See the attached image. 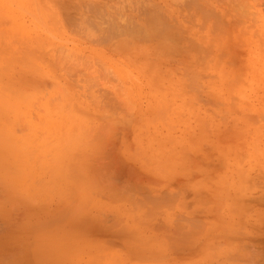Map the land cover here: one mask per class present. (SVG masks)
Wrapping results in <instances>:
<instances>
[{"label":"rangeland","instance_id":"1","mask_svg":"<svg viewBox=\"0 0 264 264\" xmlns=\"http://www.w3.org/2000/svg\"><path fill=\"white\" fill-rule=\"evenodd\" d=\"M1 101L0 264H264V0H0Z\"/></svg>","mask_w":264,"mask_h":264},{"label":"bare ground","instance_id":"2","mask_svg":"<svg viewBox=\"0 0 264 264\" xmlns=\"http://www.w3.org/2000/svg\"><path fill=\"white\" fill-rule=\"evenodd\" d=\"M70 3H71V2H70ZM74 4H75V3H74ZM83 5H84V4H83ZM75 6H76V5H75ZM101 6H102V5H101ZM80 7H81V6H80ZM95 7H96V6H95ZM96 8H97V7H96ZM78 9H80V8H78ZM78 9H77V10H78ZM102 10H103V9H102ZM95 11H96V10H95ZM98 11H100V10H98ZM76 13H77V12H76ZM70 16H71V15H70ZM81 16H82V15H81ZM71 17H72V16H71ZM75 17H76V16H75ZM85 17H86V16H85ZM154 17H155V16H153V18H151V19H153V20H151V21H153V22H154V19H156V18H154ZM82 18H83V17H82ZM64 19H65V18H64ZM87 19H89V18H87ZM113 20H114V19H113ZM149 20H150V18H149ZM151 21H149V22H151ZM155 21H156V20H155ZM76 22H77V21H76ZM76 22H75V23H76ZM82 22H83V21H82ZM67 24H68V23H67ZM148 24H149V23H148ZM151 24H152V23H151ZM151 24H150V25H151ZM72 25H73V24H72ZM113 25H114V24H113ZM67 26H68V25H67ZM153 26H154V25H153ZM69 27H70V26H69ZM58 28H59V27H58ZM152 28H154V27H152ZM156 28H157V27H156ZM110 29H111V28H110ZM157 29H158V28H157ZM116 30H117V29H116ZM116 30H115V31H116ZM119 30H120V29H119ZM119 30H118V31H119ZM154 30H155V29H154ZM112 31H113V30H112ZM115 31H114V32H115ZM118 31H116V32L118 33ZM134 31H135V30H134ZM122 32H123V34H124L125 31H122ZM135 32H136V31H135ZM115 34H116V33H115ZM120 34H121V31H120ZM136 34H137V32H136ZM140 34H141V33H140ZM129 35H130V34H129ZM144 36H145V35H144ZM137 37H138V35H137ZM139 37H140V36H139ZM27 98H28V97H27ZM27 98H24V99L27 100ZM12 100H15V99H12ZM12 100H11V103H9V101H8V103H9V104H12V102H13V103H16L15 101H12ZM17 100H18V98H17ZM17 100H16V101H17ZM19 100H20V101H19ZM19 100H18V101H19V104H18V105H20V104H21V101H23V100H21V99H19ZM0 103H3V102L1 101ZM6 103H7V100H6V102L3 103V104H6ZM8 103H7V104H8ZM7 104H6V105H7ZM0 105H1V104H0ZM12 105H13V107L15 106V109L11 107V108H12V110H11V109H10V106H11V105H8L9 107H8V106H6V107H7V109H10L11 112H14V111L16 110V108H18L19 106L17 105V106H18V107H17L16 104H12ZM3 107H4V105H3ZM3 107H2V108H3ZM6 107H5V108H6ZM13 110H14V111H13ZM7 111H9V110H7ZM10 131H12V132H10ZM10 131H9V130H5V129H3V128L1 129V132H0V146H2L3 148L8 147V148H16V149H18L19 147H18V145H17L16 142H15L16 144H14V140L17 141V142H19V141H23V139H22V140H19V139H21V138L17 139V138L19 137V135H17V137H15V139H14L13 137H14V135L16 136L17 132H16V130H14V129H12V130H10ZM13 131H14V132H13ZM14 133H15V134H14ZM13 134H14V135H13ZM21 135H22V134H21ZM23 136H25V137H22V138H24V142H25V143L22 142L23 145H24V144H25V145H28L29 143H27V142H30V141H29V140L25 141V139H28V138H26V134H23ZM27 137H30V136L27 135ZM13 139H14V140H13ZM29 139H31V138H29ZM31 140H32V139H31ZM12 142H13V143H12ZM19 143H21V142H19ZM22 143H21V144H22ZM31 143H32V142H31ZM31 143H30V145H31ZM21 144H19L20 147H21ZM22 147H23V146H22ZM24 147H25V146H24ZM30 147H31V146H30ZM30 147H29V148H30ZM0 148H1V147H0ZM5 150H6V149H5ZM9 150H10V149H9ZM24 150H26V147L24 148ZM3 151H4V150H3ZM78 151H79V150H78ZM13 152H14V151H13ZM13 152H12V153H13ZM28 152H29V151H28ZM30 152H31V151H30ZM30 152H29V153H30ZM12 153H11V154H12ZM29 153H28V154H29ZM32 153H33V152H32ZM32 153H31V154H32ZM14 154H16V153H14ZM24 154H26V153H24ZM28 154H27V155H28ZM75 154H76V153H75ZM76 155H77V154H76ZM2 156H3V155H2ZM4 156H5V155H4ZM23 156H25V155H23ZM78 156H79V155H78ZM28 157H29V156H28ZM4 159H5V158H4ZM6 159H8V157H7ZM10 159H11V158H10ZM19 159H20V158H19ZM24 159H25V158H24ZM17 161H18V160H17ZM2 162H3V161H2ZM15 162H16V161H15ZM3 163H5V162H3ZM10 163H11V162H10ZM22 163H23V162H22ZM6 164H7V163H6ZM72 164H73V163H72ZM72 164H71V165H72ZM8 165H9V164H8ZM1 166H2V167L4 166L5 168L7 167V166H5V165H1ZM17 166H18V165H17ZM78 166H79V165H78ZM70 167H72V166H70ZM0 168H1V167H0ZM68 169H69V167H68ZM68 169H67V170H68ZM72 170H73V168H72ZM72 170H70V172H72ZM74 170H75V169H74ZM78 170H79V169H78ZM68 171H69V170H68ZM73 173H74V172H73ZM75 173H76V172H75ZM78 173H79V172H78ZM7 174H8V173H7ZM23 174H24V173H23ZM51 174H52V173H51ZM67 174H68V172H67ZM4 175H5V174H4ZM20 175H21V174H20ZM71 175H72V174H71ZM8 178H9V177H8ZM8 180H9V179H8ZM19 180H20V179H19ZM16 181H17V180H16ZM13 182H14V181H13ZM17 182H18V181H17ZM11 183H12V182H11ZM8 184H9V183H8ZM84 184H85V183H84ZM84 184H83V185H84ZM15 186H16V185H15ZM4 188H5V187H4ZM77 188H78V187H77ZM84 189H85V187H84ZM78 190H79V188H78ZM85 190H86V189H85ZM88 190H89V189H88ZM12 192H13V191H12ZM12 192H11V194H12ZM15 192H16V191H15ZM79 192H81V191H79ZM85 192H86V191H85ZM9 193H10V191H9ZM25 193H26V192H25ZM88 193H89V192H88ZM11 194H10V196H11ZM14 194H15V193H14ZM18 194H20V193H18ZM18 194H17V195H18ZM78 194H79V193H78ZM86 194H87V193H86ZM7 195H9V194L7 193ZM20 195H21V194H20ZM22 195H23V194H22ZM22 195H21V196H22ZM88 195H89V194H88ZM88 195H87V196H88ZM8 197H9V196H8ZM18 197H19V196H18ZM22 197H24V196H22ZM81 197H84V196H81ZM13 198H15V197H13ZM14 200H16V199H14ZM14 200H13V201H14ZM21 200H22V199H21ZM16 201H18V200H16ZM16 201H15V202H16ZM31 201H32V200H31ZM34 201H35V200H34ZM22 202H23V201H22ZM27 202H28V201H27ZM12 203H13V202H12ZM20 203H21V202H20ZM16 204H18V203H16ZM14 205H15V204H14ZM11 206H12V205H11ZM11 206H9V207H11ZM35 210H37V209H35ZM38 212H39V211H38ZM30 213H31V212H30ZM36 213H37V212H36ZM36 213H35V214H36ZM57 213H58V212H57ZM31 214H33V212H32ZM67 215H68V214H67ZM32 217H33V216H32ZM23 224H24V223H23ZM50 224H51V223H50ZM53 224H54V223H53ZM47 225H48V224H47Z\"/></svg>","mask_w":264,"mask_h":264}]
</instances>
